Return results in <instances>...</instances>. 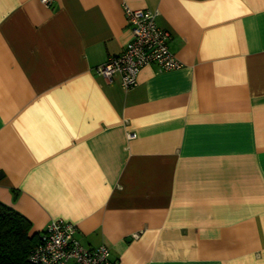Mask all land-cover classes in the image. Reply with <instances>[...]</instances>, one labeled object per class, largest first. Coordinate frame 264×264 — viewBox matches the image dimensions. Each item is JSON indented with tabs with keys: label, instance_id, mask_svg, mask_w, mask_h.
Instances as JSON below:
<instances>
[{
	"label": "crops",
	"instance_id": "obj_1",
	"mask_svg": "<svg viewBox=\"0 0 264 264\" xmlns=\"http://www.w3.org/2000/svg\"><path fill=\"white\" fill-rule=\"evenodd\" d=\"M124 5L180 67L98 70ZM0 202L119 264H264V0H0Z\"/></svg>",
	"mask_w": 264,
	"mask_h": 264
},
{
	"label": "built area",
	"instance_id": "obj_2",
	"mask_svg": "<svg viewBox=\"0 0 264 264\" xmlns=\"http://www.w3.org/2000/svg\"><path fill=\"white\" fill-rule=\"evenodd\" d=\"M124 10L133 37L120 53L109 55L99 65L101 73L111 79L113 73L118 72L121 85L129 88L137 83V73L147 63L155 62L160 69H174L182 65L169 48L170 32L156 22L155 11L128 5H124ZM75 233V223L61 217L52 219L39 232L28 253L29 261L33 264H119L110 258V249L106 244L85 246Z\"/></svg>",
	"mask_w": 264,
	"mask_h": 264
},
{
	"label": "trees",
	"instance_id": "obj_3",
	"mask_svg": "<svg viewBox=\"0 0 264 264\" xmlns=\"http://www.w3.org/2000/svg\"><path fill=\"white\" fill-rule=\"evenodd\" d=\"M38 236L25 216L0 202V264H33L28 253Z\"/></svg>",
	"mask_w": 264,
	"mask_h": 264
}]
</instances>
